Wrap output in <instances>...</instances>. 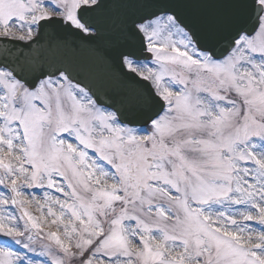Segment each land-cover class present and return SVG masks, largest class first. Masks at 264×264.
I'll return each mask as SVG.
<instances>
[{"label": "snow or ice", "instance_id": "6c2138e0", "mask_svg": "<svg viewBox=\"0 0 264 264\" xmlns=\"http://www.w3.org/2000/svg\"><path fill=\"white\" fill-rule=\"evenodd\" d=\"M0 264H264V0H0Z\"/></svg>", "mask_w": 264, "mask_h": 264}]
</instances>
